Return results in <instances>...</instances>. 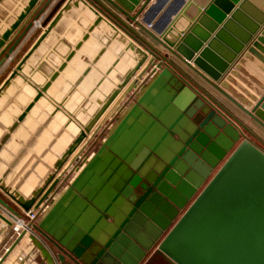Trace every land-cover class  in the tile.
<instances>
[{"label": "water", "instance_id": "95a60500", "mask_svg": "<svg viewBox=\"0 0 264 264\" xmlns=\"http://www.w3.org/2000/svg\"><path fill=\"white\" fill-rule=\"evenodd\" d=\"M52 2L0 7V68ZM151 2L57 3L0 84V206L16 216L48 203L28 236L43 264H142L153 253L170 264H264V150L243 117L264 130V85L241 68L264 83L245 63L264 66V30L248 45L264 0ZM240 74L252 95L233 81Z\"/></svg>", "mask_w": 264, "mask_h": 264}, {"label": "crops", "instance_id": "0c3cea01", "mask_svg": "<svg viewBox=\"0 0 264 264\" xmlns=\"http://www.w3.org/2000/svg\"><path fill=\"white\" fill-rule=\"evenodd\" d=\"M5 1H6V3H5ZM167 1H168V3H172L173 2V0H167ZM153 2H154V0H152L151 4ZM10 3H13V0H2L0 2V7L5 6V5L8 6V4H10ZM55 5L56 4L52 3L51 6H49V8H47V10L44 12V14L42 15V18H45V20H47L50 17H52L55 14V12H56V8H55L56 6ZM157 19H158V16L156 17V19L154 21H157ZM154 21L152 22V24H154ZM43 30H44V28L41 31H39V33H41ZM263 30H264V25L261 26L259 28L258 33L251 38V41L249 42L248 45H250L253 41L257 40V38L260 37V35L262 33L261 31H263ZM138 33L140 35L142 34L139 30H138ZM30 36H31V33H30V35L26 36L25 40L26 39L28 40V38ZM246 51H247V49L244 52H246ZM241 56H240V58H241ZM252 59L256 63V65L259 66L260 68H258L256 65H254L249 60L245 61V63L247 64V66H250L253 70H255L260 75V77H262L264 79V72H263L264 71V66L259 61H257V59H255L253 57H252ZM241 68L244 70V72H246V74L251 75L258 83H260V85H264V83H262V81H261V79H259V77H255L253 74H251L252 71L249 68H245V67H241ZM261 68L263 69V71H261ZM239 76L243 80V82L238 80L237 78H234V77H233V81L235 83H237L239 86H241L248 94L252 95V92L245 85V83H247L248 86L251 85L254 88H256V86L253 83H251L250 80H248V78L245 77V75H241L240 74ZM134 92H136V91H134ZM124 97L121 96L119 98L120 100L118 102L116 101L117 104H114L115 109H114V106H113L114 110L119 109V113H118L117 119H120L131 108V106L133 104L131 102L127 106H125V105L123 106L121 102H122V99ZM221 100L226 102V104L232 110L233 109L236 110L234 108V106L230 105L226 100H224L223 98H221ZM113 109H111V111ZM243 117H244V120H245V124L248 126L249 130H251V133L253 134V136H249V135H247V136L250 139H252L262 150H264V130L261 127H259L257 124H255L253 121L249 120L247 117H245V116H243ZM117 119H116V122L114 123V125H113V127L111 129H113L115 127V125L117 124ZM69 170H72V167ZM76 175H77V172L74 174V177ZM62 191H64V190H62ZM10 234H11V232H10L9 228L6 225H4L2 222H0V258L5 253V250L12 244V240H11L12 239L11 238L12 235L10 236ZM26 242H28V243L26 244ZM3 264H43V262L41 261V258L38 257L37 251L35 249H33V246L31 244V242L29 241V238L26 236L22 240V243L17 247V249H15L6 258V260L3 262ZM142 264H170V263H168L162 256L156 255V254L153 253L152 256L148 257Z\"/></svg>", "mask_w": 264, "mask_h": 264}, {"label": "rangeland", "instance_id": "374dc122", "mask_svg": "<svg viewBox=\"0 0 264 264\" xmlns=\"http://www.w3.org/2000/svg\"><path fill=\"white\" fill-rule=\"evenodd\" d=\"M61 0H53V4L55 3L57 5V3H59ZM51 3V4H52ZM50 4V6H51ZM55 5V6H56ZM49 8V7H48ZM30 33V32H29ZM28 33V35H29ZM39 31L34 32L33 34H31V36L28 38V40L24 38V41H22L20 43V45L16 48V50L12 53V60L5 63L1 68H0V84L2 83V81L10 74L12 68L14 67V65L21 59V57L23 56V54L28 50V48L30 47V45L35 41L36 37L39 35ZM27 35V36H28ZM137 92L134 93V95H136ZM135 96H133V94L129 93L128 95H126L123 99H122V105L127 106L128 104H130L131 102H133V98ZM118 117V113L110 118L105 120V122L101 125L100 130L97 133V140L95 141V146L94 148H90V146L88 145L83 151H82V158L86 159L91 157V154L94 153L99 145L101 144L102 140L104 139V137L107 135V133L111 130V128L113 127L114 123L116 122V119ZM81 159V160H84ZM81 163V161L78 164H74L75 167L77 165H79ZM74 167V166H73ZM72 167V170L75 168ZM69 170L68 173H66V176L63 177V179L61 180L59 186L57 187V191L55 194V197L57 194L61 193L62 190H64V188L66 187V185H68V183L72 180V178L74 177V174L76 173V170ZM61 187V188H60ZM60 188V189H59ZM48 203L44 204V207H46L45 205Z\"/></svg>", "mask_w": 264, "mask_h": 264}, {"label": "built area", "instance_id": "2783aa9c", "mask_svg": "<svg viewBox=\"0 0 264 264\" xmlns=\"http://www.w3.org/2000/svg\"><path fill=\"white\" fill-rule=\"evenodd\" d=\"M42 15L34 22L33 27L28 31V33L30 32L31 34H33L34 32L41 31L44 28V23L46 21H45V18H42ZM129 26L135 30H138V27L133 23H129ZM146 28L150 29V25L146 26ZM30 33H29V35H30ZM26 36H25V38H26ZM139 88H140V86H139ZM139 88L133 89V91H131V94H133V96H135L134 91H136V92L139 91ZM117 113H119V109H117L115 111V114H113V116H111L110 118L114 117ZM82 159H84V158H82ZM44 204L45 203H42L41 205H39V208H37V209L33 208L32 210H30L28 212L20 211L19 215H16V216L11 214L6 209H4L0 206V213L10 222L11 227H8V228L11 232L10 236L12 235V237H11L12 241H13V239H16L17 236H19L22 233L25 234V237L26 236L28 237L30 235L35 234V226L37 225L41 215L43 214L44 210L46 209V207H44Z\"/></svg>", "mask_w": 264, "mask_h": 264}, {"label": "bare ground", "instance_id": "6f19581e", "mask_svg": "<svg viewBox=\"0 0 264 264\" xmlns=\"http://www.w3.org/2000/svg\"><path fill=\"white\" fill-rule=\"evenodd\" d=\"M11 60H12V58L10 57V59L8 60V62L11 61ZM118 100H119V99H118ZM118 100H117V101H118ZM114 104H117V102L114 103ZM111 109H113V107H112ZM111 109H110V111H109V112H108V113L102 118V124L105 122V120L110 119V117L113 116V114H115V111H116V110H114V109H115V106H114V109H113L112 111H111ZM69 169H70V168L67 169V172H68ZM23 239H24V238H23ZM23 239H22V240H23ZM27 241H28V240H27ZM27 243H28V242H26V244H27Z\"/></svg>", "mask_w": 264, "mask_h": 264}, {"label": "flooded vegetation", "instance_id": "af4514ba", "mask_svg": "<svg viewBox=\"0 0 264 264\" xmlns=\"http://www.w3.org/2000/svg\"><path fill=\"white\" fill-rule=\"evenodd\" d=\"M97 134L94 136V139L92 140V142L89 144L90 148H94L95 146V141L97 140ZM59 186V185H58ZM61 188V187H60ZM59 188V189H60ZM48 206V204L46 205V207ZM48 208V207H47Z\"/></svg>", "mask_w": 264, "mask_h": 264}]
</instances>
